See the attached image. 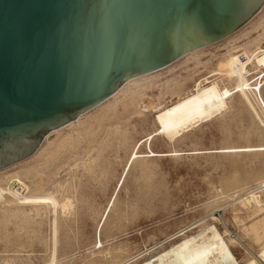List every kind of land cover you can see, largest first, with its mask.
Segmentation results:
<instances>
[{"label":"rangeland","instance_id":"1","mask_svg":"<svg viewBox=\"0 0 264 264\" xmlns=\"http://www.w3.org/2000/svg\"><path fill=\"white\" fill-rule=\"evenodd\" d=\"M263 46L264 5L230 36L160 70L139 88H124L71 126L47 134L44 147L45 137L30 158L1 172L0 187L13 176L10 187L23 185L22 195L67 198L71 207L58 210L53 220L48 206H34L35 211L1 200L0 264H141L211 225L239 264L262 263L264 189L257 194L262 208L242 199L264 185V152H222L264 146V113L254 95H248L253 108L234 94L227 109L172 141L157 134L147 142V136L157 130L155 107L188 94L202 83L201 75L232 90L237 82L220 65ZM253 68L248 78L262 71ZM261 97L264 101V81Z\"/></svg>","mask_w":264,"mask_h":264},{"label":"water","instance_id":"2","mask_svg":"<svg viewBox=\"0 0 264 264\" xmlns=\"http://www.w3.org/2000/svg\"><path fill=\"white\" fill-rule=\"evenodd\" d=\"M264 0H0V171L44 137L230 36Z\"/></svg>","mask_w":264,"mask_h":264},{"label":"bare ground","instance_id":"3","mask_svg":"<svg viewBox=\"0 0 264 264\" xmlns=\"http://www.w3.org/2000/svg\"><path fill=\"white\" fill-rule=\"evenodd\" d=\"M201 50L202 49H199V50H196V51L189 53L188 55L184 56V60L187 57L191 58L192 56H195V54H198V52H201ZM252 67H254L253 69L261 68L262 71L257 77L248 78V76L250 75V72L252 71ZM166 68H168V67H166ZM220 70L223 72V74L225 75L226 78H228V79L232 78L233 80H235L237 82L232 90H229V89L224 88V87L221 88L217 82L209 81V79H207V77L204 75L199 76L198 81H200L202 83L199 85L195 84L194 87L192 88V90L188 94H186L185 96H183L181 98H178L175 101L170 102V104L167 106H162V107L157 106L154 108V109H156L155 122L157 124V130L153 134H150L147 136V142H149V140L152 139L153 136H155L157 134H163L164 136H166L167 139H170L171 141L176 139L177 137L181 136L185 131H188L189 128L195 127V125L201 123V121L203 122L205 120H208L209 118H211L215 114L217 115V113L219 114L220 112L227 109L228 108L227 107L228 99L231 96H233L234 94H238L241 97H243L245 102H247L248 105L251 108H253L252 102L250 101V99L248 97V95L252 93L254 96L252 94L251 95L255 98L256 103H258V106H260V108L262 109L261 111H263V113H264V101L261 97V89H262V85H263V81H264V79H263V77H264V46L255 49L253 52L243 51L241 54H237L235 56H232L229 60H226V62H223L220 65ZM158 72L159 71L126 81L125 83H123L122 87L109 100L115 98L116 96H119V94L123 92L124 88H126L128 86L136 85V84L138 85V83L140 84V82L142 83V81L144 82V81L151 80V78L153 79V76L155 74H157ZM218 73H220V72H218ZM181 78H183V77H181ZM218 78H220V77H218ZM220 83H222V82H220ZM137 85H136V87H137ZM131 88H134V86ZM138 88H139V85H138ZM162 91H164V90H162ZM134 97H136V96L134 95ZM140 99H141V97H140ZM106 102H108V100ZM103 104H106V103L104 102ZM103 104H101L100 106H98L96 108L101 107ZM149 107L150 106H148L147 103H144L143 108L145 110L148 109ZM129 108H130V106H129ZM141 111H142V109H141ZM78 118H80V117H78ZM71 125H72V123L68 126H71ZM68 126H66L64 128H67ZM59 130L51 132V133H49V135L56 133ZM111 132H112V130H111ZM48 136L45 137L44 141L41 144V147H44L47 144L46 142H47ZM203 137H204V135H203ZM135 147L138 148L139 144H136ZM221 151L222 150H220V152ZM222 152L236 153V154L251 153V152H264V146L247 147V148H231V149L223 150ZM163 155H175V154H173V153L172 154H160V153L149 152L150 157L163 156ZM137 156H138V153H135V151H134L133 156L131 157L132 161L135 160ZM125 169H127V168H125ZM6 170H8V169L0 171V173L4 172ZM14 178L15 177H13V176L9 177V180H7L8 181L7 185L5 187H0V203H1V200H3V201L6 200L7 202H12L18 206H30L29 208H31V206H33V210L35 209L34 206L38 207L41 205L42 206L45 205V206L50 207L53 210L52 211L54 213L53 220H55L56 212L58 210H61L64 212L71 207V202L67 198L63 199V200H58L56 197H54L53 195H50V194L36 195V196L29 195V194L22 195V193L18 192V190H26V188L23 187V185H21L22 188H18V190H14L15 188L10 187L9 183ZM15 181L17 183H19L18 179H15ZM263 187H264V185H261L257 190L251 191L247 195V197L243 198L242 200H245V202H247L248 205L252 204L253 207H257L256 210L258 208H262L263 203L260 200L259 195H257V194L262 191L261 189H264ZM27 193H28V191H27ZM90 197H91V195H90ZM238 202L240 203V201H238ZM241 204H242V202H241ZM248 207L251 208V206H248ZM15 209H16V207H15ZM18 210H20V209L18 208L17 211ZM252 210H253V208H252ZM17 211H16V214H18L20 211H23V210H20L19 212H17ZM35 211H36V209H35ZM35 213H37V212H35ZM11 214L13 215V213H11ZM14 214H15V212H14ZM104 215H106V214H104ZM9 216H10V214H9ZM208 218H210V217H208ZM201 220H200V222H201ZM203 220H205V218ZM54 224H55V222L53 223V225ZM191 227H192V225H191ZM97 228H98L97 232H99V230L101 228V222L99 223ZM201 229L203 230V228H201ZM53 232H55V231H53ZM54 236H55V233H54ZM177 236H179V234ZM53 238L54 237H52V239ZM170 239H171V237H170ZM97 245H98L97 247H99L100 242H98ZM158 246H159V244H158ZM86 247H87V245H86ZM86 247H85V249H86ZM52 251H53V249H52ZM260 257H261L262 263H259V262L258 263L264 264V247L261 248ZM151 258L152 259L146 260V261L142 262L141 264H239L237 262V260L234 258L233 253L230 250L228 243L225 241L223 236L218 232L217 228L215 226H212V225L205 228L204 231H202L200 234H198L195 237H187V236L184 237L177 244L172 245L169 249L164 250V251H162V253L158 254L155 257H151ZM254 262L255 261L248 262L247 264H256Z\"/></svg>","mask_w":264,"mask_h":264},{"label":"built area","instance_id":"4","mask_svg":"<svg viewBox=\"0 0 264 264\" xmlns=\"http://www.w3.org/2000/svg\"><path fill=\"white\" fill-rule=\"evenodd\" d=\"M264 188V187H263Z\"/></svg>","mask_w":264,"mask_h":264}]
</instances>
